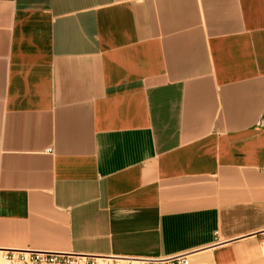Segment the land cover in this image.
Masks as SVG:
<instances>
[{
	"label": "crops",
	"instance_id": "0c3cea01",
	"mask_svg": "<svg viewBox=\"0 0 264 264\" xmlns=\"http://www.w3.org/2000/svg\"><path fill=\"white\" fill-rule=\"evenodd\" d=\"M0 248L264 264V0H0Z\"/></svg>",
	"mask_w": 264,
	"mask_h": 264
},
{
	"label": "built area",
	"instance_id": "2783aa9c",
	"mask_svg": "<svg viewBox=\"0 0 264 264\" xmlns=\"http://www.w3.org/2000/svg\"><path fill=\"white\" fill-rule=\"evenodd\" d=\"M189 264L187 253L168 257H117L43 249L0 248V264Z\"/></svg>",
	"mask_w": 264,
	"mask_h": 264
}]
</instances>
